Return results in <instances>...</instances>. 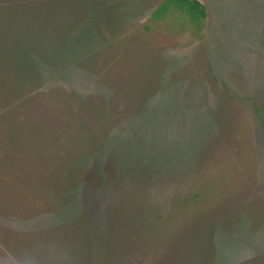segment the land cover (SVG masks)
<instances>
[{"label":"rangeland","instance_id":"obj_1","mask_svg":"<svg viewBox=\"0 0 264 264\" xmlns=\"http://www.w3.org/2000/svg\"><path fill=\"white\" fill-rule=\"evenodd\" d=\"M164 1L103 0L60 62L32 58L26 97L2 85L0 264H45L39 234L77 215L105 231L125 194L168 220L127 264H261L264 0H197L200 25L153 17ZM202 211L218 213L211 247L184 238Z\"/></svg>","mask_w":264,"mask_h":264},{"label":"trees","instance_id":"obj_2","mask_svg":"<svg viewBox=\"0 0 264 264\" xmlns=\"http://www.w3.org/2000/svg\"><path fill=\"white\" fill-rule=\"evenodd\" d=\"M102 1L0 0V90L4 83H8L14 93L8 102L22 100L23 92L27 95L34 88L38 78L33 72L32 58L49 67L60 62L79 27L88 17L100 15ZM173 8L184 12L196 25H200L206 17L204 6L197 0H165L153 12V17L161 18ZM25 100V104L30 103V100ZM15 160L19 158L14 156L13 164L17 163ZM78 178L79 173H74L70 185ZM16 194L12 192V196ZM201 197L200 192L194 194L195 200ZM146 200L125 194L105 231L92 228L82 215L54 229L41 231L37 240L45 264H127L134 249L144 251L152 245L161 246L167 219L159 209L150 207ZM151 208L154 215H151ZM178 208L176 205L172 212ZM202 212L205 213L203 216L195 213L189 220L183 217L185 228L191 227L184 238L193 245L201 237H197L196 232L201 231L207 241L210 239L211 247L210 230L217 223L214 221L217 217L212 216L218 213L213 212L208 220L209 215L206 214L209 212ZM135 233L136 245L129 247ZM259 262L264 264V257Z\"/></svg>","mask_w":264,"mask_h":264}]
</instances>
